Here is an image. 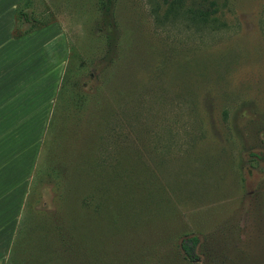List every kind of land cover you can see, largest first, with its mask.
Segmentation results:
<instances>
[{"label": "rangeland", "instance_id": "1", "mask_svg": "<svg viewBox=\"0 0 264 264\" xmlns=\"http://www.w3.org/2000/svg\"><path fill=\"white\" fill-rule=\"evenodd\" d=\"M23 11L19 32L53 24L63 75L0 264L17 240L16 259L71 243L89 264H264V0Z\"/></svg>", "mask_w": 264, "mask_h": 264}, {"label": "crops", "instance_id": "2", "mask_svg": "<svg viewBox=\"0 0 264 264\" xmlns=\"http://www.w3.org/2000/svg\"><path fill=\"white\" fill-rule=\"evenodd\" d=\"M23 0H0V243L25 209L40 144L62 81L53 24L12 37Z\"/></svg>", "mask_w": 264, "mask_h": 264}, {"label": "trees", "instance_id": "3", "mask_svg": "<svg viewBox=\"0 0 264 264\" xmlns=\"http://www.w3.org/2000/svg\"><path fill=\"white\" fill-rule=\"evenodd\" d=\"M28 0H23L21 1L15 8L14 15L15 19L18 22H25V23H33L34 19L29 18V15L23 11V7L26 5ZM169 3V9L170 10H175L177 8H180L181 5L185 0H163ZM211 10L206 11V10H200V9H190L187 10V13H189V17L192 20H197L199 22H206L207 21V16ZM40 24L38 25H31L29 26V29L19 32L18 29L16 28L15 31L13 32L12 37L15 39H18L22 37L23 35L27 34L29 31L32 29L38 28ZM44 25V24H41ZM28 203L26 201L25 204V209L27 208ZM40 238H45L43 237V234L40 235ZM190 243V244H189ZM20 244V241H15L13 245L11 246V256L8 257L6 264H89V260L86 256H73V246L71 243L67 244L68 245V250H67V256H54V257H49L42 259L41 257H36V256H23L20 259H16V253L18 252V246ZM196 245V240L191 239L190 241H187L185 243H182L180 246L181 249V254L182 256H185L186 258H192L191 256L193 255L192 249ZM16 261V262H15Z\"/></svg>", "mask_w": 264, "mask_h": 264}]
</instances>
